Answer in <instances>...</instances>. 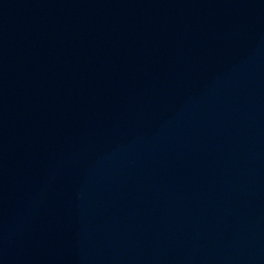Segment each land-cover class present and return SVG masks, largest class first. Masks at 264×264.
<instances>
[{
	"label": "water",
	"instance_id": "water-1",
	"mask_svg": "<svg viewBox=\"0 0 264 264\" xmlns=\"http://www.w3.org/2000/svg\"><path fill=\"white\" fill-rule=\"evenodd\" d=\"M0 264H264V0H0Z\"/></svg>",
	"mask_w": 264,
	"mask_h": 264
}]
</instances>
